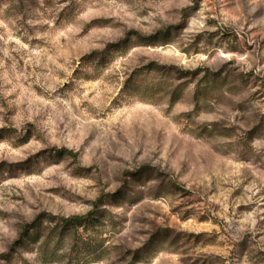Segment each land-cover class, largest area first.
Instances as JSON below:
<instances>
[{
  "label": "rangeland",
  "instance_id": "obj_1",
  "mask_svg": "<svg viewBox=\"0 0 264 264\" xmlns=\"http://www.w3.org/2000/svg\"><path fill=\"white\" fill-rule=\"evenodd\" d=\"M0 264H264V0H0Z\"/></svg>",
  "mask_w": 264,
  "mask_h": 264
},
{
  "label": "trees",
  "instance_id": "obj_2",
  "mask_svg": "<svg viewBox=\"0 0 264 264\" xmlns=\"http://www.w3.org/2000/svg\"><path fill=\"white\" fill-rule=\"evenodd\" d=\"M88 218H89V216L88 217H71V218L61 219L60 221L62 222L63 228H62V232L60 234L61 235L66 234L69 231V229L76 227V225L77 226L81 225V223L86 221Z\"/></svg>",
  "mask_w": 264,
  "mask_h": 264
}]
</instances>
